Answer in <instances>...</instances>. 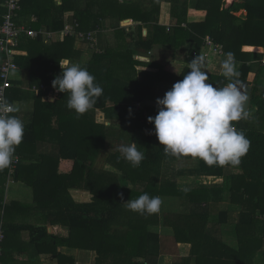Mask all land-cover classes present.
Here are the masks:
<instances>
[{"label":"trees","instance_id":"1","mask_svg":"<svg viewBox=\"0 0 264 264\" xmlns=\"http://www.w3.org/2000/svg\"><path fill=\"white\" fill-rule=\"evenodd\" d=\"M58 1L20 0L17 22L38 31H61L65 16L71 14V21L79 24L76 31H94L93 46L77 36L50 42L41 34L20 39L15 60L25 78L13 79L6 96L21 109L14 115L24 122L25 133L16 159L0 171L2 264H43V255L57 260L55 264H83L61 248L95 250V264H160L161 254L173 255L171 264H255L259 254L264 260V97L258 94L264 95V61L261 54L258 61L252 59L258 53L254 47L264 48V0H233L227 6L225 0H142L127 6L119 0ZM4 2L0 0V28ZM149 4L151 8L144 6ZM166 4L172 26L162 19L160 8ZM241 10L247 11L245 18L236 14ZM33 15L37 21L30 23ZM127 16L145 22L148 36L140 24L131 31L121 28L120 22L131 18ZM106 18L117 21L110 24L113 31H107L113 41L105 34ZM96 38L102 52L92 50ZM208 41L224 53H234L239 79L253 88L247 118L233 122L250 141L237 167L173 157L164 152L155 133L148 132L154 125L147 118L158 111L153 101L183 79L195 56L207 61ZM244 46L252 47L243 51ZM155 47L171 49V60L185 55L187 65L180 73L169 70L152 54ZM87 52L91 58L85 63L81 59ZM69 58L80 61L103 88L93 109L81 116L67 108V93L52 87L62 60ZM3 59L0 50V63ZM206 70L207 82L214 86L229 82ZM251 71H257L253 84L248 79ZM132 142L145 155L135 168L118 151L121 144ZM98 157L111 167L98 166ZM181 160L193 165L181 166ZM187 176H211L221 182L183 187L179 179ZM10 182L33 189L34 201L8 202ZM77 188L89 190L91 201L77 202L70 192ZM144 193L178 200L177 208L167 211L163 220L160 212L148 216L126 208L123 202ZM161 222L170 234L156 230ZM86 238L89 242H83ZM180 243L189 247L184 257L179 255Z\"/></svg>","mask_w":264,"mask_h":264},{"label":"clouds","instance_id":"2","mask_svg":"<svg viewBox=\"0 0 264 264\" xmlns=\"http://www.w3.org/2000/svg\"><path fill=\"white\" fill-rule=\"evenodd\" d=\"M4 5L5 2L2 6ZM71 17V14L65 16V25L78 23L71 21ZM35 21L37 18L31 16L30 23ZM42 30L53 33V39H49V42L59 37L64 39L63 30L54 32ZM211 46L212 50L204 49L208 57L213 50L218 52L215 47H220L213 43ZM207 47H210L209 44ZM205 64L203 56H195L188 63L189 71L183 79L175 82L163 98H157V114L147 119L154 125L155 135L166 154L173 157L191 156L209 166L237 167L241 164L242 157L249 151L250 141L243 131L236 129L233 122L247 118L245 105L249 97L243 82L239 79L241 73L233 52L225 53L220 63L222 75L229 81L223 87L207 82L210 76ZM60 66L62 71L53 79V89L63 94L67 93L69 110H74L77 116L86 114L102 96L103 88L86 67L78 63H72L67 67L62 64ZM20 110L7 99H0V171L10 168L16 159V148L24 138L25 124L14 115ZM129 113L131 114V109ZM118 151L134 168L139 167L145 159L144 153L134 142L121 144ZM121 199L123 200L122 194ZM123 203L132 212L150 216L160 212L162 200L159 196L150 197L144 193Z\"/></svg>","mask_w":264,"mask_h":264},{"label":"crops","instance_id":"3","mask_svg":"<svg viewBox=\"0 0 264 264\" xmlns=\"http://www.w3.org/2000/svg\"><path fill=\"white\" fill-rule=\"evenodd\" d=\"M134 2H139L140 3V2H142V0H119V3H121V4H132ZM58 3H60V1H58ZM144 6L147 8V7H150L151 5L149 4V6H147V5H144ZM165 6H166L167 12H169L170 6L168 4H166ZM241 11L245 14V17H246L247 11L246 10H241ZM236 14L238 15V12ZM127 17H131V16H127ZM245 17H243V18H245ZM106 19L107 20L103 21L104 25H106L105 26L106 29L104 28L105 29V34L106 33H109L107 31H110V30L113 31V27H110V24L111 23L112 24H117V21L114 20L113 18L112 19L111 18H106ZM171 19L172 18H171V15H170V18L168 20H164V22L167 23V25L172 26V25H174V23L171 22ZM193 19L199 20V17H194ZM139 20L140 19L139 18H136V17H131V18H126L125 17V19H123L120 22V25L119 26L121 28H125L127 31H131L137 25L140 24V25L143 26V34H144V36H148L149 31H148V28L146 27L147 24L145 22H140L141 20L140 21ZM108 35H109L110 41H113L114 36L111 33H109ZM61 39H63V38L62 37H59V38L54 39V40H61ZM104 44H106V41H104ZM250 47H252V46H246V49L248 50ZM165 48L166 47H155L153 49V51H152V54L156 55V57L160 59L161 57H159L158 54H160V50H164ZM92 50H97V52H102L101 47H100V45L98 43V39L97 38H96V47H95V49H92ZM253 50L256 51V52H263L264 51V49L262 47H257V46L254 47ZM139 51H140V53H144V51H142V50H139ZM18 54H19V51H18ZM140 56L141 57H145V59L146 58H149L147 55H143V54H140ZM90 58H91V53L89 54V52H88V53H86V55L84 56V58L81 59V60L83 62L87 63L90 60ZM165 58H167V57H165ZM164 60H167V59H164ZM182 60H183L182 58H178L177 60H171V59L168 60V61H171L173 63L176 62L178 64L179 63L182 64L181 65V68L182 69L181 70L178 69L179 71L176 70L174 72L180 73L183 70V68L188 64V63L186 64L185 61H182ZM160 61H161V59H160ZM79 62L80 61L75 60V59H73L71 61L69 59H63L62 60V65H64L65 67H67V66H70L72 63H78L79 64ZM165 63H167V62H165ZM168 69L170 70V68H168ZM25 73L26 72H24L23 70L20 69L17 72V76L20 79L23 78V80H24ZM60 73H61V71L59 73H57V75H59ZM50 100H53V98H51ZM155 105H156V103H155ZM97 112H98V114L96 116H97V119L100 121V120H102L101 111L97 110ZM110 149L111 150L114 149L113 143H112V146L110 144ZM104 160H105L104 157L103 158L102 157H98L96 159V164L98 166H100V167H101V165H103L106 168H110L111 166L109 164L106 165L104 163ZM208 178H212V179H208ZM181 179L183 181H179V182H180V184H182L183 187H187L188 186L187 184L191 185V184H195V183H198V182H202L204 184H210V183H212L214 181L221 182L220 179H218V178L215 179L214 177H211V176H195V177H193V176H187V177H185V178L183 177ZM70 192H71V194L73 195V197L75 198V200L77 202H89L92 199L91 192L89 190H86V189H79V188H77V189H71ZM21 195H27V198L22 199L21 198ZM6 198H7V201L8 202H10L12 200H19V201H23V202L32 203L34 201L33 200V198H34V191H33V189H31L30 187H28L27 185H25L23 183L10 182L9 185H8L7 197ZM161 200H162V205H161L160 213L162 215L161 216V219L163 220V215L167 211L173 210V209H176L177 208L176 207L177 205L172 204L171 201H178V200L169 199V198L165 199L164 197H161ZM29 218H32V217H29ZM166 228H168V227H164L162 222L160 223L159 226H156V230L158 229L162 233L170 234V232H169L170 229L168 228L169 229L168 230ZM62 230H63L64 233L66 232V229L63 228ZM24 238L25 239H28V234L27 233H24ZM86 239L83 242H89V240L88 239L86 240ZM85 244H88V243H85ZM188 248H189L188 246L180 243L179 244V252H180L179 255L181 257H184V256L188 255V253H189L188 252ZM60 251L66 253V254L76 255L77 256V260H78L79 263H83V264H95V262H96L97 254H96L95 250H87V249L72 250V249H69V248H61ZM168 255L171 256L170 257L171 258V262L170 263L169 262L164 263L163 259L165 257H168ZM40 259H41V262L43 264H55V263H57V260L52 259L49 255H43L42 257H40ZM172 261H173V255H171V254H161L160 257H159V263L160 264H168V263L171 264ZM191 264H196V263L194 261H192ZM255 264H264V260H263V257L261 256V254H259V256L255 259Z\"/></svg>","mask_w":264,"mask_h":264},{"label":"built area","instance_id":"4","mask_svg":"<svg viewBox=\"0 0 264 264\" xmlns=\"http://www.w3.org/2000/svg\"><path fill=\"white\" fill-rule=\"evenodd\" d=\"M6 11L3 14V23L0 28V50L4 53V59L0 63V99H7L6 91L12 86V80L17 79V72L19 71V66L16 63L15 56L18 51L17 48L20 43V39L23 36L37 37L38 35H43L45 40L53 39V33L46 31H38L31 28L25 23L19 24L17 18L19 16V10L21 6L19 0H6L4 5ZM79 27L78 23L66 24L62 35L64 37L77 36L80 40H88L93 46L94 31H76ZM209 46L212 45L211 41H208ZM215 50L222 53L221 47H215ZM208 52H206L207 54ZM264 61V60H263ZM150 134L155 133V129L151 128L148 131ZM4 240L3 231L0 230V243ZM2 255V249L0 247V257ZM0 264L2 262L0 261Z\"/></svg>","mask_w":264,"mask_h":264},{"label":"rangeland","instance_id":"5","mask_svg":"<svg viewBox=\"0 0 264 264\" xmlns=\"http://www.w3.org/2000/svg\"><path fill=\"white\" fill-rule=\"evenodd\" d=\"M232 2V0H225L224 1V3H225V5L227 6L229 3H231ZM124 6H127L126 4H124ZM161 9V11H162V13H164V15H163V21L164 20H168L169 18H170V15L171 14H169L168 12H167V10H166V6L164 5V6H162V8H160ZM238 15H241V17H245V14L242 12V11H239L238 12ZM165 16V17H164ZM140 21V20H139ZM141 22V21H140ZM45 42H49V41H45ZM246 47V46H245ZM245 47L243 48V51H250L249 49L248 50H246L245 49ZM207 49H209V50H212V46H210V47H207ZM264 49V48H263ZM182 51V53L184 54V51L183 50H181ZM159 52V51H158ZM256 52V51H255ZM88 53V52H87ZM91 52H89V54H90ZM258 54H261V59L262 60H264V51L263 52H258L256 55H253L252 56V59H254V61H258V59H259V56H258ZM172 50L171 49H167V48H165L164 50H160V54H158V56L159 57H161L160 59H161V61L162 62H167V65H166V67L167 68H170V70H173V71H179L178 69H182L181 68V63H176V62H171V61H168L169 59H171V57H172ZM224 55H225V53L224 52H222V53H218V52H215L214 50L212 51V52H210V55H209V57L207 58V61H206V67L208 68V71H210V72H212V73H215V74H218V75H222V70H221V68H220V63H221V61L224 59ZM184 56L185 55H182L180 58H182V59H184ZM165 57H167V58H165ZM169 58V59H168ZM164 59H167V60H164ZM69 60L71 61V60H73V59H71V58H69ZM256 73H257V71H256ZM256 73H253V71H251L249 74H248V79H249V81L253 84V83H255V77H256ZM22 80H23V78H21ZM262 79H264V78H262ZM262 82H264V81H262ZM259 95H261L262 97H264V95H262V91H259V93H258ZM155 103H156V100L154 101ZM109 145V144H108ZM179 165H181V166H186V167H189V166H192L193 165V163L192 162H190V161H184V160H181L179 163H178ZM179 181H183L181 178L179 179ZM185 181V180H184ZM198 183H200V182H198ZM198 183H195V185L196 184H198ZM188 186H191V185H189V184H187ZM226 196V199H225V201H229L230 199H229V195L228 194H226L225 195ZM21 198L22 199H25V198H27V195H21ZM172 202V204H175V205H177V202L178 201H171ZM216 211V210H215ZM233 217H235V218H237V213L236 212H234L233 213ZM171 256H169L168 255V257H165L164 259H163V261H164V263H167V262H171V258H170ZM168 263V264H169Z\"/></svg>","mask_w":264,"mask_h":264},{"label":"water","instance_id":"6","mask_svg":"<svg viewBox=\"0 0 264 264\" xmlns=\"http://www.w3.org/2000/svg\"><path fill=\"white\" fill-rule=\"evenodd\" d=\"M244 87H245V89L247 91V94H248V97H249L248 103H247V105H245V110H246L247 113H249V108H250V102H251L253 88H252V86L250 84H246Z\"/></svg>","mask_w":264,"mask_h":264}]
</instances>
